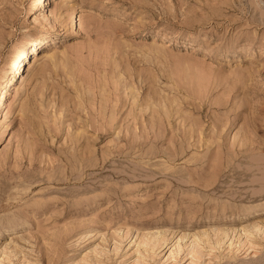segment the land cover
Here are the masks:
<instances>
[{
  "label": "rangeland",
  "instance_id": "rangeland-1",
  "mask_svg": "<svg viewBox=\"0 0 264 264\" xmlns=\"http://www.w3.org/2000/svg\"><path fill=\"white\" fill-rule=\"evenodd\" d=\"M255 2L0 0V264H264Z\"/></svg>",
  "mask_w": 264,
  "mask_h": 264
},
{
  "label": "bare ground",
  "instance_id": "bare-ground-1",
  "mask_svg": "<svg viewBox=\"0 0 264 264\" xmlns=\"http://www.w3.org/2000/svg\"><path fill=\"white\" fill-rule=\"evenodd\" d=\"M44 2L45 0H34V3L32 4V6L30 7V9H29V14L31 15L32 13H33V11H34V7L36 6V3H39V2ZM36 2V3H35ZM47 2V1H46ZM256 2H258V3H262V4H264V0H256ZM255 2V3H256ZM36 8V7H35ZM73 22V24L74 23H76V22H78V19H74V21H72ZM50 37V36H49ZM48 37V38H49ZM168 39V38H167ZM46 41H44V38H40V39H38V38H36V39H33L32 41H31V44L29 45L30 47L32 46V47H35V46H41V45H45L46 43H45ZM263 46H264V41H263ZM33 49V48H32ZM28 51H29V49L28 48H23L21 51H20V53H19V55H18V57H19V62L21 63V64H23V59H24V57H26L25 56V54L26 53H28ZM33 51H34V49L32 50V53H33ZM31 53V52H30ZM29 53V54H30ZM25 59H27V58H25ZM23 66V65H22ZM16 69H17V67H16ZM20 70L21 69H18L17 71H16V74H18L19 72H20ZM13 80V79H12ZM11 82V81H10ZM11 85V84H10ZM10 87V86H9ZM7 95V93L5 92V91H3L2 93H1V100H0V121H1V119H2V117H3V113H4V111H5V96ZM3 101V102H2ZM9 123V124H8ZM5 126H4V128H3V130H2V133H1V137H6L8 134H9V131H10V129H11V125H10V123H12V120H10L9 122H8ZM254 228V227H253ZM261 232V231H260ZM222 233V232H221ZM263 233V232H262ZM217 234V233H216ZM264 235V234H263ZM160 236V235H159ZM220 236V235H219ZM219 239V238H218ZM219 240H221V239H219ZM219 240H217L216 239V241H219ZM261 240V239H260ZM143 242V241H142ZM219 242H221V241H219ZM240 243V242H239ZM146 245V244H145ZM154 245V244H153ZM176 248V247H175ZM178 248V247H177ZM176 248V249H177ZM192 248V247H191ZM253 248V247H252ZM255 248V247H254ZM180 250V249H179ZM191 251H192V249H191ZM198 252V251H197ZM189 253H190V251H189ZM192 253V252H191ZM195 253V252H194ZM194 255V254H193ZM194 259H195V257H194ZM85 264V263H84Z\"/></svg>",
  "mask_w": 264,
  "mask_h": 264
}]
</instances>
